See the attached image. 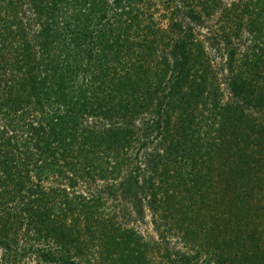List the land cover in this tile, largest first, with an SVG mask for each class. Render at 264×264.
<instances>
[{
	"label": "trees",
	"instance_id": "trees-1",
	"mask_svg": "<svg viewBox=\"0 0 264 264\" xmlns=\"http://www.w3.org/2000/svg\"><path fill=\"white\" fill-rule=\"evenodd\" d=\"M254 5L264 18V0ZM151 6L150 0H0V264H83L95 247L98 262L106 264L113 258L110 248H131L141 237L106 220L100 194H76L77 184L96 180L95 173L116 175L120 170L96 161L114 158L113 168L126 167L127 174L111 188L134 206L144 198L155 206L156 189L141 182V164L129 170L127 150L140 133L136 121L153 112L141 136L161 134L169 161L171 114L183 87H190L195 103L218 108V102L209 105L214 81L201 61V42L184 34L175 17L168 28L158 26L154 13H146ZM190 14L202 21L194 9ZM250 28L263 35L262 43L248 46L243 62L253 59L256 65L264 58V23ZM235 56L229 53L231 71ZM230 80L235 101L218 110L214 128L222 140L207 142L209 150L201 153L211 169L212 153L219 151V178L213 180L211 170L181 174L178 188L187 195L184 201L176 197L186 217L178 230L197 241L190 226L201 207L210 206L207 190L213 186L222 201L212 222L220 229V218L224 230L213 236L207 223L205 239L216 264H264V216L257 215L264 210V93L256 94L255 86L248 90L238 77ZM185 123L198 131L196 121L181 119L179 134ZM161 160L147 169L157 174ZM52 172L69 187H46ZM120 258L142 264L141 255Z\"/></svg>",
	"mask_w": 264,
	"mask_h": 264
},
{
	"label": "rangeland",
	"instance_id": "rangeland-1",
	"mask_svg": "<svg viewBox=\"0 0 264 264\" xmlns=\"http://www.w3.org/2000/svg\"><path fill=\"white\" fill-rule=\"evenodd\" d=\"M150 1H152L151 9L147 7L150 11L146 13H154L158 26L168 28L169 17H175L182 23L184 34L191 33L194 39L201 42L202 50L204 51L201 61L205 65L209 64V77L214 81L211 89L215 91V94L210 98L209 105H213L212 102L214 104L218 102V108L195 103L193 94H190L189 91L190 87H183L177 99L178 106H176L175 111L171 114L170 142L172 145V155L168 156L169 161L165 159L168 150L165 148L166 144L161 142V134H157L155 130L147 137L141 136L143 135L141 130L144 129L143 123L145 120L154 117L153 112H147L142 121L140 119L136 121L137 129L140 130V133L137 135L138 140L135 139L132 148L127 150L129 153L128 157L132 158V163L134 164V166L133 164L129 166V170L141 164V167H143L140 170L141 182H143L145 187L148 186L144 182L145 179L148 184L154 185L156 189L157 203L155 206L151 207L147 198H144L140 204L134 206L130 200L128 201L123 197L121 192H117L111 188L113 185H117L118 187L127 174L126 167L122 166L120 169L113 168V164L116 161L113 158L115 156L112 157V161H109V158L105 156V159H97L96 161L106 170L107 168L110 171L120 170L116 175L101 178L95 173L96 180L89 179L90 183L79 181V185L77 184L74 190L76 194L86 196L90 193H99L102 197V211L105 219L112 220L123 228L133 229L141 237L139 242L131 241V248H124V250H117L115 252H112L113 248H110V251H107V253H111L109 256L113 258H109L106 264H129L120 258V256L128 253L132 256L141 255L142 264H216L211 254L212 250L210 252L208 247H206L209 241L205 239V234L210 232L206 226L207 223L211 229V235L220 237L223 233V221L217 217L220 229L215 227L212 222L214 213L218 215L217 212L221 210L222 197L219 193H215L213 186L207 190L211 199V201H208L210 206L204 209L201 207L199 215H194L196 225L190 226L192 227L190 230L191 234H196L197 241L194 243L193 239L184 235V231L178 230V223L183 221L186 216L185 209L176 196L184 201L187 195V191L185 192L181 187L178 188L180 186L178 182L181 180L179 179L181 174L185 177L187 175L190 177V174H188L190 169L205 174L208 170H211L210 174L213 175V180L219 178L218 173H220L219 171L222 168L220 167L221 163L218 158L219 151L217 154V151L212 153L211 169H207L203 161L209 158L202 159L201 153L209 150L207 142L222 140L223 133L214 128L217 126V121L220 117L218 116V110L229 106L235 101L230 79L238 77L245 80L248 90H252L250 86H255L256 94L264 93V58L261 59L260 63L259 60H256L257 62L254 60L256 65L253 63V59H247V62H243V54L250 51L247 49L248 46L251 47L253 43H262L263 35L254 34L251 31L250 25L256 26L257 23H264V18L262 15L259 16L256 13L254 9V6H256L254 5L255 0ZM191 9H194L201 15L202 21L195 22L191 20ZM232 51L236 55L234 71H231L229 63V53ZM256 68L257 72L254 75L253 71ZM204 71L202 67V72L204 73ZM248 82H250V85ZM247 111L254 112V109H247ZM257 115L261 114L257 113ZM181 119L193 120L194 123L196 121L197 126L195 128L198 127L199 132H193V126L190 127L188 126L189 123H185L188 127H186L182 135L179 134L176 124ZM153 153L155 155L154 157L151 156L152 162L146 163L147 155ZM194 154L195 156L192 157ZM204 156L208 155L205 154ZM158 159L162 160L156 174L153 172L154 167L151 168L149 166V169H147L146 164L153 165L156 161L158 162ZM194 159L196 162H194ZM64 171L65 175L72 174L69 172V169H64ZM65 179L59 173L52 172L44 180V185L46 187L50 185L69 187V181ZM229 182L232 183V180ZM217 183L220 184L219 180L215 182L216 185ZM209 184L210 182L207 183V186ZM230 185L233 187L234 182ZM164 197H167L168 202L163 201ZM202 205L200 203L199 206ZM259 214L264 216V210L257 212V215ZM80 226L83 228V220ZM194 230L197 232H193ZM212 241L214 240L211 239ZM88 253L90 258L85 256L82 259L83 264H101L98 262L100 255L97 247L94 248L93 252L90 251ZM186 259H190V261L186 262Z\"/></svg>",
	"mask_w": 264,
	"mask_h": 264
}]
</instances>
